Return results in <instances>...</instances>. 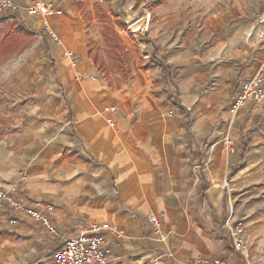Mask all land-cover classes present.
<instances>
[{"label":"crops","instance_id":"0c3cea01","mask_svg":"<svg viewBox=\"0 0 264 264\" xmlns=\"http://www.w3.org/2000/svg\"><path fill=\"white\" fill-rule=\"evenodd\" d=\"M53 1L64 9L50 19L62 39L49 43L56 79L32 80L0 115V191H10L25 174V189L14 196L50 202L57 232L23 213L16 225L1 220L0 264H50L65 239L106 222L116 227L104 232L112 250L107 264L222 258L229 214L245 217L264 204V102L231 110L242 82L261 66L263 42L251 43L241 62L188 70L182 64L188 52L177 61L175 50L189 43L190 34L184 40L176 28L169 30L182 19L170 1L154 10L157 23L146 34L144 52L134 53L131 76L109 84L94 75L87 32L72 10L77 0ZM40 25L39 17L33 27ZM155 48L175 70L177 89L150 62ZM71 50L72 57L66 54ZM143 54L146 62L139 65ZM211 72L226 81L225 101L215 92L200 94V81L210 80ZM106 106L116 111L107 113ZM151 215L161 221L159 231ZM240 260L236 254L234 264Z\"/></svg>","mask_w":264,"mask_h":264},{"label":"rangeland","instance_id":"374dc122","mask_svg":"<svg viewBox=\"0 0 264 264\" xmlns=\"http://www.w3.org/2000/svg\"><path fill=\"white\" fill-rule=\"evenodd\" d=\"M86 1L87 4L77 0L72 10L76 11L87 32V46L96 68L94 75L116 85L131 76L128 68L135 64L134 53L138 54L140 49L144 52L146 34L151 33L153 25L157 23L154 10L170 1L178 4L182 19L177 20L169 30L176 28L184 34V40L190 34L189 43L175 50L177 61H180L179 55L183 50L188 52V57L182 61L188 70L192 66L209 68L218 61L228 64L241 62V53L256 39H260L259 32L264 23V0ZM146 9L152 14L148 30L143 26ZM209 15L213 17V24L208 21ZM29 19L31 30L23 29L22 34L14 35L10 28V31L4 32L8 34L0 33V115L13 105L11 97L15 98L26 91L32 80L56 79L53 75L55 69L49 64L46 53L52 41L47 38L41 25L37 30L33 27L38 22V16L26 18L27 23ZM184 21H188V24L185 25ZM16 24H20L16 18L10 17L5 21L0 14V32L5 27L15 28ZM139 57V65L146 62L144 54ZM47 65H50V69ZM191 74L183 72L186 76ZM214 75L215 72H211L210 80L201 79L200 94L205 96L215 92L219 100L225 101L226 81ZM245 217L248 255L238 264H264L263 202L253 213H246Z\"/></svg>","mask_w":264,"mask_h":264},{"label":"built area","instance_id":"2783aa9c","mask_svg":"<svg viewBox=\"0 0 264 264\" xmlns=\"http://www.w3.org/2000/svg\"><path fill=\"white\" fill-rule=\"evenodd\" d=\"M149 6H146V8ZM64 9L53 0H0V14L10 15L19 22L26 21V18L40 17L41 26L51 41L60 45L61 35L54 28L50 19L54 16H61ZM143 26L148 30L152 14L146 9ZM259 38L263 42L264 50V23L259 32ZM68 56H73L74 51H67ZM251 102H264V58L257 73L242 82L231 105V110L236 111ZM104 111L107 113L115 112V106H106ZM107 121L112 124L113 118L109 117ZM225 144L229 153L235 152V145L232 139L225 138ZM27 176L21 175L17 182L12 185L10 191H0V221H7L10 225L18 223L17 215L27 214L35 221L47 229L48 232L55 234L56 227L51 223L49 213L53 211V205L44 199H29L28 203L16 198L14 193L25 189ZM21 184V185H19ZM231 203V201H230ZM149 221L159 231L161 221L155 215L149 217ZM229 238L235 250L245 258L248 255V241L246 231L245 217H237L231 212L224 222ZM116 229L110 223L106 222L99 226H93L91 229H84L77 235L65 239L63 245L53 252L50 264H107L111 256V247L107 244L104 232ZM142 264H160L158 259L143 262ZM196 264H227L224 260L217 257L211 262L197 259Z\"/></svg>","mask_w":264,"mask_h":264},{"label":"trees","instance_id":"16d2710c","mask_svg":"<svg viewBox=\"0 0 264 264\" xmlns=\"http://www.w3.org/2000/svg\"><path fill=\"white\" fill-rule=\"evenodd\" d=\"M5 18V21L8 20V17L10 15H3ZM20 24H16V27L13 28L12 26L10 27H5L6 29H3V31H1V34H4V32H8L10 31V28H12V33L14 35L17 34H22L23 33V29H30L31 27L29 26V24L27 23V21H21L19 22ZM31 30V29H30ZM8 33H5L4 35H6ZM148 43H150V39H148L147 41ZM158 50L155 48L153 50V54L150 57V62L154 63L155 65L159 66L162 69L163 72V78L164 80L167 82L168 85H170L172 88L177 89V85H176V72L175 70L170 66V64L166 61L165 58H161L158 55ZM47 56L49 59V63L53 66V68L55 69V62L53 61V56H52V49L48 48L47 49ZM187 119L188 121L190 120V115L187 114ZM208 145V142H205V146ZM204 169V167H202V170ZM203 189L206 188V180L204 179V185L202 186ZM225 233H223V237H224ZM226 239V246L228 247L227 249V253L225 255H223V257L221 258L222 260H224L227 264H234V260L236 258V254L242 259H244L245 257L243 255H241L240 253H238L231 240L229 239V237H225Z\"/></svg>","mask_w":264,"mask_h":264}]
</instances>
